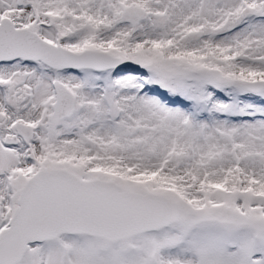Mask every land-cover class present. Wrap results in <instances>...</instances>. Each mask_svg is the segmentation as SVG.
Instances as JSON below:
<instances>
[{
  "label": "snow or ice",
  "instance_id": "obj_1",
  "mask_svg": "<svg viewBox=\"0 0 264 264\" xmlns=\"http://www.w3.org/2000/svg\"><path fill=\"white\" fill-rule=\"evenodd\" d=\"M0 264H264V0H0Z\"/></svg>",
  "mask_w": 264,
  "mask_h": 264
}]
</instances>
